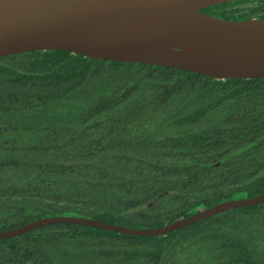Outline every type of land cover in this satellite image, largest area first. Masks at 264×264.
<instances>
[{"label": "trees", "instance_id": "16d2710c", "mask_svg": "<svg viewBox=\"0 0 264 264\" xmlns=\"http://www.w3.org/2000/svg\"><path fill=\"white\" fill-rule=\"evenodd\" d=\"M204 13L264 19V0ZM264 193V78L48 50L0 58V233L51 217L155 229ZM0 264H264V202L158 236L79 223L0 239Z\"/></svg>", "mask_w": 264, "mask_h": 264}, {"label": "water", "instance_id": "95a60500", "mask_svg": "<svg viewBox=\"0 0 264 264\" xmlns=\"http://www.w3.org/2000/svg\"><path fill=\"white\" fill-rule=\"evenodd\" d=\"M236 0H0V58L60 50L96 60L191 71L216 80L264 78V19L229 21L204 13ZM264 202V193L219 203L155 229L79 217H51L0 233L19 236L55 223L158 236L218 213Z\"/></svg>", "mask_w": 264, "mask_h": 264}]
</instances>
